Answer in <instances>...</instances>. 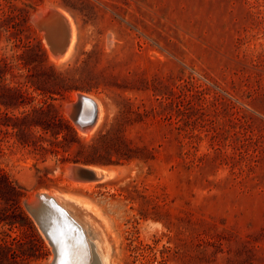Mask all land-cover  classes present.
<instances>
[{"label":"rangeland","instance_id":"1","mask_svg":"<svg viewBox=\"0 0 264 264\" xmlns=\"http://www.w3.org/2000/svg\"><path fill=\"white\" fill-rule=\"evenodd\" d=\"M59 7L78 30L62 64L49 43L63 33L46 38L33 20ZM7 16L0 53L20 55L16 80L30 94L8 107L10 83L0 79V168L24 187L18 202L29 222L15 197L0 198V264L52 260L24 206L44 190L91 203L109 264H264V0H0ZM79 94L102 103L91 136L70 113ZM37 108L44 113L23 143L5 115ZM53 113L84 143L102 146L112 132L111 154L77 155L78 143L36 153ZM72 164L116 172L85 185L68 177Z\"/></svg>","mask_w":264,"mask_h":264},{"label":"water","instance_id":"2","mask_svg":"<svg viewBox=\"0 0 264 264\" xmlns=\"http://www.w3.org/2000/svg\"><path fill=\"white\" fill-rule=\"evenodd\" d=\"M54 12L57 27L65 36L62 44L49 43L51 51L56 53L68 44L70 31L61 13L55 9H50L46 17ZM46 14L47 11L38 12V17L33 18L42 31L47 26L44 18ZM75 105H70L73 108L70 110L71 116L78 128L86 131L97 119V107L82 94L78 95ZM114 173L113 169L100 166L72 164L68 167V177L78 182H102ZM24 206L52 247L53 258L49 264H101L94 243L88 240L84 228L59 196L49 191H40L25 199Z\"/></svg>","mask_w":264,"mask_h":264},{"label":"trees","instance_id":"3","mask_svg":"<svg viewBox=\"0 0 264 264\" xmlns=\"http://www.w3.org/2000/svg\"><path fill=\"white\" fill-rule=\"evenodd\" d=\"M8 18H10V16L0 18V35L2 33L3 27L6 25L5 22L8 21ZM19 57L20 55H12L11 57H9L4 56L0 53V79H8L10 83L5 87V94L7 99L6 104L8 105V107L16 105L21 97L28 96L30 94L29 90L27 88H24L26 84L19 80H16L18 75L14 72V69L16 68V64L14 63ZM7 75H10V78H8ZM42 110V108L34 109L35 114L33 116H29V114H27L23 118L13 117L9 113H7L5 115L4 121L7 126H11L16 130L17 134L19 133V135H21V139L22 141H24L23 143H28L29 141L26 140V137L23 134L25 133V127H29L33 124L39 123L38 116H41L40 114L44 113V110ZM40 121L43 120L41 119ZM46 133H49L50 137H47L45 135ZM99 138L100 139L98 141L103 142L102 146H98V144L96 143L82 142L68 120L56 113H53L50 118L46 120L45 133L36 136L33 140V144L35 145L34 150L38 154H46L48 152L59 154L62 151L69 152L74 146V143H78L79 147L77 155L82 154L84 149H91L94 152L104 151L107 155H110L111 148H113V133L107 132L106 134L101 135ZM74 161L80 162L81 160L75 159ZM82 162L95 163L96 161L91 160ZM8 195L15 197V205H17L18 208V200L25 195L24 187L13 180L3 168H0V198L8 199ZM19 210L23 219L29 222L26 213L21 209V207H19Z\"/></svg>","mask_w":264,"mask_h":264},{"label":"bare ground","instance_id":"4","mask_svg":"<svg viewBox=\"0 0 264 264\" xmlns=\"http://www.w3.org/2000/svg\"><path fill=\"white\" fill-rule=\"evenodd\" d=\"M46 11H47V14L44 16V18H46L45 22L47 23V26L45 27V30H44L45 32H43V33L45 34V36L47 35V37L50 38L52 33L54 34L55 29L60 30V31H61V29L58 28L57 24H56L58 22L56 19V12L52 13L51 16L47 18L46 16H48V14H49L48 12L50 11V9L49 8H47V9L43 8L41 12H46ZM57 11L60 12L61 15L63 16V19H64L65 23L67 24L69 31H70L69 40H68V44L66 45V47L64 49H59L56 53H54V52L51 53V54H53L52 55L53 61L56 64H62L64 62L70 60L71 58H73V56L75 54L77 40H78V30H77V25L75 23L74 18L72 17V15L68 11H66L65 9H63L61 7H59ZM35 16H36V18L38 17L37 15H35ZM52 31H54V32H52ZM62 36H63L62 41H64L65 40L64 34ZM61 44H62V42H61ZM88 95H90V94H88ZM88 95H83V96L85 98H87V100L91 101L93 104L96 105V107H97V119H96L94 125L89 127L86 131H82V132H84L88 136H91V134L94 132L95 128L98 127V124L102 120L103 107H102V103L98 99L94 98L93 96H88ZM76 99H77V97H76ZM76 102H77V100H76ZM83 104H84V101H83ZM70 109H71V107H70ZM75 109H76V106H75ZM71 110H73V108ZM108 168L113 169L114 172H116L115 168H112V167H108ZM112 176H114V175H111L110 177H112ZM74 182L77 183L78 181H74ZM95 182L96 181H85V183H83V184L86 185V184H92ZM44 191H49V190H44ZM49 192L59 196V198L63 202L65 201V203L67 204V208L72 212L74 217H76L78 219V221L80 222V224L84 228V231L87 235L88 240L90 242L94 243V246H95L97 254L100 258L101 264H109L108 254H107V249H106L107 246H106V244L104 245L103 243H100L101 241L106 242V237H105V235L101 229V224L98 223V219L91 212V209L93 208L91 203L88 201L82 200L79 197H75V195L68 194V192L67 193H61L58 191H51V190Z\"/></svg>","mask_w":264,"mask_h":264}]
</instances>
